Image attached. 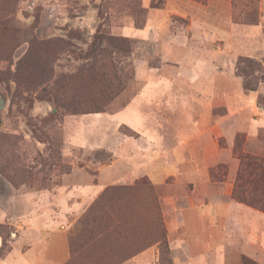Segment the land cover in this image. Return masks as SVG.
<instances>
[{
  "label": "rangeland",
  "instance_id": "obj_1",
  "mask_svg": "<svg viewBox=\"0 0 264 264\" xmlns=\"http://www.w3.org/2000/svg\"><path fill=\"white\" fill-rule=\"evenodd\" d=\"M158 1L163 4L157 9L163 8L166 0ZM189 1L190 15H172L166 24L171 25L169 36L175 34L166 40L170 44L159 40L154 45L121 34L125 27L145 25L152 0H0V201L18 190L50 188L65 178L96 182L100 166L111 168L105 176L114 182L75 221L62 223L72 234L73 256L67 264H116L152 246L156 252L151 264H173L162 198L179 190L168 184L155 186L138 167L151 163L149 153L162 150L161 140L172 148L178 132L187 127L186 121L170 96L169 107L152 113L145 103L139 104L142 113L158 119L160 124L154 128L146 125L138 131L119 124L115 115L145 86L146 78L138 76L146 71L159 69V76L170 72L174 75L171 81L178 83V64L162 57L181 54L185 44L178 35L185 33L186 25H211L200 30L197 52L203 70L206 64L219 73V85L237 89V78L242 88L236 71L239 58L260 63L264 72V0ZM245 19L253 23L246 24ZM212 25L218 26L217 32ZM258 26L261 35L251 32ZM243 29L251 31L243 34ZM97 32L119 38L118 48L95 41ZM257 102L264 105V95L259 94ZM221 113L215 109L213 116ZM149 129L159 135L161 144L153 151ZM237 136L244 144L245 135ZM258 139L264 142V131ZM217 142L222 149L226 147L223 138ZM261 154L264 162V151ZM154 160L162 165L171 159ZM219 167L227 170V176L217 184L228 182V163L209 171ZM71 169L81 170L72 174ZM115 176L125 178L113 180ZM174 181L171 176L165 183ZM12 232L9 226L0 225L4 254ZM244 260L259 264L247 256L241 257V264Z\"/></svg>",
  "mask_w": 264,
  "mask_h": 264
},
{
  "label": "crops",
  "instance_id": "obj_2",
  "mask_svg": "<svg viewBox=\"0 0 264 264\" xmlns=\"http://www.w3.org/2000/svg\"><path fill=\"white\" fill-rule=\"evenodd\" d=\"M188 8H192L189 0H166L161 9L149 8L142 28L125 27L121 34L154 45L160 40L163 44L168 37H175V34L169 36L171 25H166L170 17L186 18L190 15ZM212 26L217 32L218 26ZM207 28L211 25H186L185 33L178 35L182 36L181 42L185 44L181 54L178 57L173 56V52L169 57L168 54L163 55V61L178 64L175 67L180 69L177 72L178 83L171 81L174 75L170 72L167 76H159V69L139 75L146 78L145 86L129 105L115 115V120L138 131L146 125L154 128L160 124L158 119L149 112L142 113L139 104L145 103L146 109L152 113L155 109L163 110L172 98L186 121L187 127L178 132L172 148L161 140L162 150L149 153L151 163L138 167V171L147 174L155 186L168 184L179 190L162 198L166 238L173 264H241L242 256L264 264V213L236 202L232 198L231 183L239 165L233 154L238 133L245 135V153L263 157L264 142L258 138L264 131V105L257 100L259 94L264 95V84L257 92H244L239 79L236 78L237 89H234L231 85H219V73L212 66L205 64L203 70L198 41L201 39L200 30ZM249 30L243 29V34ZM251 30L263 34L261 26ZM166 43L170 44L169 41ZM227 81L233 82L232 79ZM215 109H220L221 115L213 116ZM126 114L130 118L124 119ZM153 131L149 129L147 133L153 140L152 151L161 145L159 135ZM221 138L225 140L224 149L217 142ZM88 142L89 139L83 144ZM158 157L171 160L156 165L154 159ZM224 162L230 165V180L217 184L221 180H212L210 176L211 171L215 172L217 168L209 169ZM75 170L81 169H71V173L74 174ZM107 170H111L110 166L97 169L96 182L77 183L65 178L50 188L35 192L18 190L5 201H0V225L13 230L9 250L0 258V264L67 263L71 257L72 234L62 223L75 221L101 190L114 182L107 181ZM221 172L225 178L227 170L223 168ZM171 176L175 181L165 183ZM118 178L125 177L115 176L113 180ZM155 252L156 246L149 247L120 264H151Z\"/></svg>",
  "mask_w": 264,
  "mask_h": 264
},
{
  "label": "trees",
  "instance_id": "obj_3",
  "mask_svg": "<svg viewBox=\"0 0 264 264\" xmlns=\"http://www.w3.org/2000/svg\"><path fill=\"white\" fill-rule=\"evenodd\" d=\"M163 4L162 2H155L152 0L151 8H160ZM244 23L251 24L253 21L248 19L244 20ZM94 40H103L107 44L117 47L119 38L112 36H103L100 33H96ZM236 71L238 76L243 80L242 89L245 92L255 91L258 84L264 81V72L260 63L249 59V58H239L236 64ZM261 73V75L255 76V73ZM233 154L238 159L239 165L232 189V198L244 204L250 208L258 210L264 213V162L260 157L252 156L243 151V143L239 141L238 136L235 138ZM223 167H219L214 171H211L210 176L212 180H220L224 173H222ZM164 240V239H163ZM71 241V240H70ZM165 241V240H164ZM163 241V243H164ZM165 245V244H164ZM2 247H4V242H2ZM71 257L72 259L73 252L70 244ZM4 256V253L0 249V258ZM133 257V256H132ZM131 258V257H129ZM126 258L124 261L128 260ZM69 261L67 263H69ZM122 261V262H124ZM118 262L116 264H120ZM65 263V264H67ZM243 264H251L248 261L244 260Z\"/></svg>",
  "mask_w": 264,
  "mask_h": 264
}]
</instances>
